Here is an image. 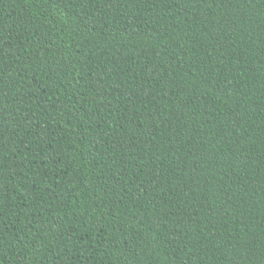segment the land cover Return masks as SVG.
I'll return each mask as SVG.
<instances>
[{
	"label": "trees",
	"instance_id": "trees-1",
	"mask_svg": "<svg viewBox=\"0 0 264 264\" xmlns=\"http://www.w3.org/2000/svg\"><path fill=\"white\" fill-rule=\"evenodd\" d=\"M0 264H264V0H0Z\"/></svg>",
	"mask_w": 264,
	"mask_h": 264
}]
</instances>
